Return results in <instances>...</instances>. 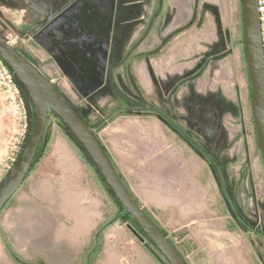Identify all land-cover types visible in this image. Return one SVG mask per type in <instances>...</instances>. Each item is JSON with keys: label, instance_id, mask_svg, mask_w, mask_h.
<instances>
[{"label": "rangeland", "instance_id": "obj_1", "mask_svg": "<svg viewBox=\"0 0 264 264\" xmlns=\"http://www.w3.org/2000/svg\"><path fill=\"white\" fill-rule=\"evenodd\" d=\"M52 1L61 11L70 0ZM243 1L116 0L112 50L122 62L111 89L86 97L71 88L64 56L42 49L38 34L33 37L37 22L18 27L19 13L0 5V34L93 126L122 181L187 264H264V158L244 59ZM157 62L163 70L152 69ZM18 131L0 89V189L15 173ZM60 145L114 221L91 264H168L124 215L89 154L52 110L29 173L0 219L29 192L43 160ZM51 163L61 164L58 158ZM27 222L21 253L12 245L17 233L8 237L0 223V247L8 252L2 264H18L14 254L24 264L85 263L84 254L55 258L48 216L32 213Z\"/></svg>", "mask_w": 264, "mask_h": 264}, {"label": "water", "instance_id": "obj_2", "mask_svg": "<svg viewBox=\"0 0 264 264\" xmlns=\"http://www.w3.org/2000/svg\"><path fill=\"white\" fill-rule=\"evenodd\" d=\"M258 1H243L242 27L257 141L264 158V60L260 35ZM48 19L49 17L43 23ZM55 21L56 19L49 25ZM44 31L45 29L35 36V39L43 47H47L50 42L46 43L41 39V36L47 38L44 35ZM0 54L14 70L19 81L31 97L35 114L32 133L14 166L15 173L0 189V212L7 201L20 188L29 173L30 166L34 161L38 146L42 140L48 112L52 110L75 134L114 195L145 234L154 242L169 263L186 264L168 239L130 195L90 128L58 94L52 83L31 63L24 59L16 51L14 46L1 36Z\"/></svg>", "mask_w": 264, "mask_h": 264}, {"label": "crops", "instance_id": "obj_3", "mask_svg": "<svg viewBox=\"0 0 264 264\" xmlns=\"http://www.w3.org/2000/svg\"><path fill=\"white\" fill-rule=\"evenodd\" d=\"M52 3V0H0V5L7 4L8 10L13 9L19 13L17 26L26 30L34 23L39 24L48 17L53 7ZM158 63L152 66L153 70L164 69V65L157 69ZM60 147L61 145L58 149L52 150L43 160V171L36 178L29 192L0 219L8 237L15 238L14 234L17 233L20 238L18 242H15L16 239L14 243L12 242L18 253L22 252L20 232L25 223H28L27 220L32 213L48 216L51 219V252L56 255V259L61 256L71 259L76 253L81 257L89 246L98 224L107 218L104 203L91 195L89 187L83 182V174L77 171V163L73 157L69 159V153L65 152L63 147L61 150ZM56 158L61 162L59 166L51 163ZM12 223L16 228L10 225ZM3 255L8 256L5 246L0 247L1 259H5ZM1 262L2 260L0 264Z\"/></svg>", "mask_w": 264, "mask_h": 264}, {"label": "flooded vegetation", "instance_id": "obj_4", "mask_svg": "<svg viewBox=\"0 0 264 264\" xmlns=\"http://www.w3.org/2000/svg\"><path fill=\"white\" fill-rule=\"evenodd\" d=\"M115 1L70 0L69 6L61 11L52 8L49 19L43 23L48 17L45 18L31 30L34 37L45 29L47 38L41 36V39L50 42L48 46L42 48L35 42L42 49L64 56V63L69 67L65 76L79 97L113 87L114 75L122 62H118L117 52L112 50Z\"/></svg>", "mask_w": 264, "mask_h": 264}, {"label": "built area", "instance_id": "obj_5", "mask_svg": "<svg viewBox=\"0 0 264 264\" xmlns=\"http://www.w3.org/2000/svg\"><path fill=\"white\" fill-rule=\"evenodd\" d=\"M259 20H260V35L263 50L264 60V0L258 1ZM12 46L10 40H7ZM0 89L3 93L5 101L10 109L12 117L17 121L19 126L18 143L21 150L12 159V167H14L20 157V154L27 144V141L32 133L34 125V109L32 101H29V95L16 73L8 64V62L0 54Z\"/></svg>", "mask_w": 264, "mask_h": 264}, {"label": "trees", "instance_id": "obj_6", "mask_svg": "<svg viewBox=\"0 0 264 264\" xmlns=\"http://www.w3.org/2000/svg\"><path fill=\"white\" fill-rule=\"evenodd\" d=\"M0 36L2 37V38H4V36L3 35H1L0 34ZM5 39V38H4ZM15 48V47H14ZM16 49V48H15ZM17 51V50H16ZM18 52V51H17ZM20 54V53H19ZM21 55V54H20ZM22 56V55H21ZM23 57V56H22ZM24 58V57H23ZM25 59V58H24ZM244 59H245V62H246V57H244ZM30 63V62H29ZM246 65H247V63H246ZM56 90V89H55ZM57 91V90H56ZM59 94V93H58ZM60 95V94H59ZM61 96V95H60ZM62 97V96H61ZM66 101V100H65ZM67 103V102H66ZM32 108L34 109V106H33V104H32ZM120 109H123V108H120ZM34 116H35V114H34ZM85 123L87 124V126L90 128V130H91V132L93 133V126L90 124V123H88V121H85ZM44 134V133H43ZM94 134V133H93ZM94 136H95V134H94ZM43 137V136H42ZM96 137V136H95ZM97 140H98V138H96ZM42 141V140H41ZM41 141H40V144H41ZM98 142L100 143V141L98 140ZM40 144H39V146H38V149H37V152H38V150H39V147H40ZM100 145H101V147L103 148V146H102V144L100 143ZM103 150H104V148H103ZM37 152H36V154H37ZM104 152L106 153V155H107V157H108V154H107V152L104 150ZM35 157H36V155H35ZM35 157H34V160H35ZM109 159V161H110V163L112 164V166H113V168H114V170L116 171V173H117V175L119 176V174H118V172H117V170H116V168L114 167V165H113V163H112V161L110 160V158H108ZM91 160V162L94 164V162L92 161V159H90ZM95 165V164H94ZM101 174V173H100ZM119 178H120V176H119ZM121 179V178H120ZM105 181V180H104ZM121 181H122V179H121ZM106 182V181H105ZM122 183L124 184V186L126 187V189L128 190V192L130 193V195L133 197V199L136 201V203L139 205V206H141V204H140V202H139V200L131 193V191L128 189V187L125 185V183L122 181ZM12 198V197H11ZM10 198V199H11ZM117 198V197H116ZM9 199V200H10ZM8 200V201H9ZM8 201H7V203H8ZM118 202L120 203V201L118 200ZM6 203V204H7ZM5 204V205H6ZM4 205V206H5ZM120 205L122 206V208H123V212H124V215L130 220V221H133L134 222V219L129 215V213L127 212V210L124 208V206L120 203ZM4 208V207H3ZM145 211V210H144ZM145 213L147 214V212L145 211ZM148 215V214H147ZM149 216V215H148ZM149 218L153 221V223L155 224L156 222L149 216ZM109 218H106L104 221H102L99 225H98V227H97V229L94 231V233H93V236H92V241H91V244H90V246L89 247H87L86 249H85V251H84V261H85V263L84 264H91V262L95 259V257H96V255L97 254H99L100 252H101V250H102V243H103V240H104V233L106 232V230L111 226V223H113L114 221L112 220V221H110V220H108ZM156 225V224H155ZM157 226V225H156ZM158 227V226H157ZM159 230L163 233V235L166 237V234L163 232V230H161L160 228H159ZM143 231V230H142ZM144 232V231H143ZM145 233V232H144ZM168 239V238H167ZM168 241L172 244V246L175 248V246H174V244H173V242L170 240V239H168ZM175 250L177 251V249L175 248ZM178 252V254L181 256V258L184 260V258H183V256L179 253V251H177ZM161 253V252H160ZM162 254V253H161ZM163 255V254H162ZM165 257V256H164ZM14 261L16 262V263H18V264H24L19 258H18V255H16V254H14ZM167 260V259H166ZM167 262H168V264H170L169 263V261L167 260ZM184 262L187 264V262L184 260Z\"/></svg>", "mask_w": 264, "mask_h": 264}]
</instances>
